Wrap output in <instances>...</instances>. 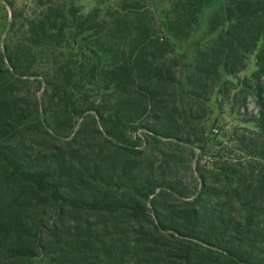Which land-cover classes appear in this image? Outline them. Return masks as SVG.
Instances as JSON below:
<instances>
[{
	"label": "trees",
	"instance_id": "16d2710c",
	"mask_svg": "<svg viewBox=\"0 0 264 264\" xmlns=\"http://www.w3.org/2000/svg\"><path fill=\"white\" fill-rule=\"evenodd\" d=\"M210 1L0 0V264H264V87L256 132L231 138L243 156L184 155L204 152L220 68L256 51L264 76V0H223L211 43L175 54Z\"/></svg>",
	"mask_w": 264,
	"mask_h": 264
},
{
	"label": "rangeland",
	"instance_id": "374dc122",
	"mask_svg": "<svg viewBox=\"0 0 264 264\" xmlns=\"http://www.w3.org/2000/svg\"><path fill=\"white\" fill-rule=\"evenodd\" d=\"M13 2L14 7H31L33 0H8ZM118 0H77L84 13L97 6L113 5ZM223 0H211L208 4L204 5L199 16V21L194 28L192 35L189 39L181 42L173 39L175 54H180L185 57L187 62L194 59L197 50L203 49L208 46L213 38H215L220 29L215 32L208 31V21L213 13ZM10 17V9L8 6L0 3V38L5 35V27ZM256 51L248 56L247 65L244 70L236 76H229L224 73L220 68V80L216 86L208 92L209 101L207 102L206 110L207 116L203 121L205 126V143L201 145L202 149H194V157H191L187 151H184L186 159L190 160L189 164L195 162L202 157L201 164H210L207 153L208 150H224L225 154L238 157L243 156L239 151H235L231 138L236 133L238 135L244 134L246 137H251L256 128L252 120L258 114V91L257 86L264 87V76L261 77L259 82L252 78V74L256 70L255 66ZM37 92V95H40ZM262 100L264 102V93H262ZM80 122V120H79ZM165 144H159L160 150H168L167 141ZM40 143V144H39ZM36 144L40 146L43 142L37 141ZM64 145V144H63ZM43 149V148H42ZM157 153V151H156ZM154 154V153H153ZM155 155V154H154ZM183 157V156H182ZM178 176L182 179L184 186L191 187L194 185L192 182L191 174L182 169L178 170ZM191 182V183H190ZM90 222L95 224L94 218ZM164 233V232H163ZM162 247L169 250L172 257L176 256L179 244L170 238L159 239Z\"/></svg>",
	"mask_w": 264,
	"mask_h": 264
}]
</instances>
